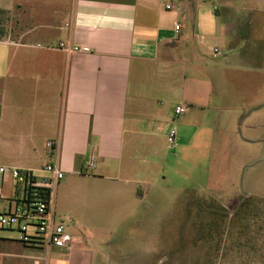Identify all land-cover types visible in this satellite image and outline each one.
<instances>
[{
	"label": "crops",
	"instance_id": "obj_1",
	"mask_svg": "<svg viewBox=\"0 0 264 264\" xmlns=\"http://www.w3.org/2000/svg\"><path fill=\"white\" fill-rule=\"evenodd\" d=\"M256 2L245 7L234 0H0V8L21 24L19 34L0 41V168L40 175L45 164H58L65 175L56 191L83 204L93 191L106 204L111 189L142 182L133 176L126 146L165 122L161 98L167 92L178 91L175 107L206 112L209 91L229 92L238 72L263 67L261 45H252L251 34L261 24ZM207 39L231 53L250 51L239 65L207 64ZM61 42L90 52L67 54ZM214 48L227 58L218 44L208 46L213 58ZM91 159L96 168L82 173ZM14 184L11 177L2 180V199L23 195ZM9 233L15 232L0 230V264H94L96 252L81 236L72 234L73 247L46 250L24 246Z\"/></svg>",
	"mask_w": 264,
	"mask_h": 264
},
{
	"label": "rangeland",
	"instance_id": "obj_2",
	"mask_svg": "<svg viewBox=\"0 0 264 264\" xmlns=\"http://www.w3.org/2000/svg\"><path fill=\"white\" fill-rule=\"evenodd\" d=\"M255 5L261 24L251 34L252 45H261L257 53L263 67L238 72L229 92L209 91L206 112L194 108L176 116L178 91L167 92L161 98L165 122L151 125L148 135L126 146L133 176L142 182L111 189L106 204L95 191L83 204L68 201L57 184L52 187L58 221L89 243L96 252L94 264H264V0ZM6 19L5 39L19 34L21 26L12 13ZM206 42L227 55L213 58L207 46V64L239 65L250 51L231 53L214 39ZM170 128L177 132L175 149L167 142Z\"/></svg>",
	"mask_w": 264,
	"mask_h": 264
},
{
	"label": "built area",
	"instance_id": "obj_3",
	"mask_svg": "<svg viewBox=\"0 0 264 264\" xmlns=\"http://www.w3.org/2000/svg\"><path fill=\"white\" fill-rule=\"evenodd\" d=\"M167 8H172L167 5ZM176 30L180 29L176 25ZM59 48L67 54L88 53V47H79L69 43H59ZM214 55H222L219 48L213 49ZM190 106L181 104L175 107L176 116H182L188 113ZM167 142L170 148L177 147V132L175 128H170L167 133ZM47 147L52 150L51 143ZM96 168V161L91 159L82 167V173H88ZM43 174L34 171L20 170L18 168H0V188L2 180L11 177L15 182L16 189L21 188L23 195L15 199L0 200V230H8L17 233L18 240L29 247H38L48 250L49 248L73 247L76 238L66 230V226L59 222L53 203L52 187L64 178V171L58 164L47 163L41 169ZM27 188L33 189L30 196L26 193ZM36 188L49 189L52 192L51 200H45L38 195ZM0 199L1 196H0ZM4 200H7L8 206L4 207Z\"/></svg>",
	"mask_w": 264,
	"mask_h": 264
},
{
	"label": "trees",
	"instance_id": "obj_4",
	"mask_svg": "<svg viewBox=\"0 0 264 264\" xmlns=\"http://www.w3.org/2000/svg\"><path fill=\"white\" fill-rule=\"evenodd\" d=\"M9 13L10 12H8L7 10L0 8V41L4 40L7 37L8 30L5 27L4 19L7 18ZM25 190H26V193H28L30 196H32V194H33V189L32 188H27ZM36 190H37L38 195L40 197H42L45 200H51L52 192L49 189L36 188ZM0 200H3V199H0ZM241 202H242V200H241ZM241 202L239 203V205L242 204ZM210 207L213 208L214 205L211 204ZM208 210H210V209L208 208ZM211 212L215 213L217 211L212 210ZM209 228H211V225H208V230H209Z\"/></svg>",
	"mask_w": 264,
	"mask_h": 264
}]
</instances>
